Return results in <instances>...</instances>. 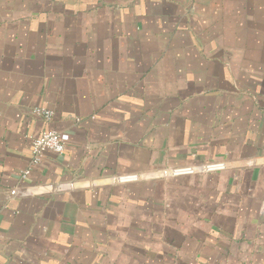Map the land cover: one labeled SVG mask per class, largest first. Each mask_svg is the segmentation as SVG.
I'll use <instances>...</instances> for the list:
<instances>
[{"label": "crops", "instance_id": "obj_1", "mask_svg": "<svg viewBox=\"0 0 264 264\" xmlns=\"http://www.w3.org/2000/svg\"><path fill=\"white\" fill-rule=\"evenodd\" d=\"M0 264H264V0H0Z\"/></svg>", "mask_w": 264, "mask_h": 264}, {"label": "built area", "instance_id": "obj_2", "mask_svg": "<svg viewBox=\"0 0 264 264\" xmlns=\"http://www.w3.org/2000/svg\"><path fill=\"white\" fill-rule=\"evenodd\" d=\"M33 114L37 116H43L46 120L52 117V112L42 107H35ZM68 141V134L59 133L57 131L47 130L34 137L31 140V150L33 154V162L40 161L42 155L48 151L61 154L64 152L65 144ZM192 168H186L183 171H191ZM28 171L24 172L26 175ZM15 190L10 192V196L14 195Z\"/></svg>", "mask_w": 264, "mask_h": 264}]
</instances>
